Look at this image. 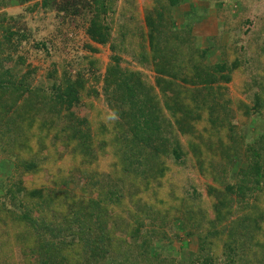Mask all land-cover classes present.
Wrapping results in <instances>:
<instances>
[{
	"label": "rangeland",
	"instance_id": "1",
	"mask_svg": "<svg viewBox=\"0 0 264 264\" xmlns=\"http://www.w3.org/2000/svg\"><path fill=\"white\" fill-rule=\"evenodd\" d=\"M38 227L69 264L153 231L161 264H264V0H0V264L48 261Z\"/></svg>",
	"mask_w": 264,
	"mask_h": 264
},
{
	"label": "trees",
	"instance_id": "2",
	"mask_svg": "<svg viewBox=\"0 0 264 264\" xmlns=\"http://www.w3.org/2000/svg\"><path fill=\"white\" fill-rule=\"evenodd\" d=\"M59 101L64 102V98L63 97H59ZM9 125H11L10 122H9ZM14 132L15 131H13V129H12L10 131L9 135H11ZM19 136H20V134H19ZM127 136H128V133L125 132L124 136H118L117 137V141L115 142L116 143L115 145H117V147H118V149H119V151L121 153V158L123 159V161H125L124 163H126L124 165L126 167L125 168V172H129L130 174H134V175H139V174L147 175V174H149V173H146L147 172L146 170L145 171H143V170L140 171V165L146 166V164H142V163L135 164V163H133V160H132L134 158V156H135L134 154L136 153L137 147H140V145L142 146V144H140L141 139L139 141L138 140L139 137H137L138 139L134 138L135 140H131L130 141V139L127 138ZM81 138L83 140V141L81 140L82 141V147H83V149L86 150L87 147H88V142H89L90 137L82 136ZM124 139L127 142H129V144L124 143ZM142 151H143V149H142ZM177 158H178V160H180L181 156L177 155ZM134 165H137V167H135ZM29 168H34V166H31ZM151 175L152 174H150L149 176H151ZM239 189H242V187H240ZM116 198H117V194L114 193L113 200H115ZM113 214H114V212H112V213L108 212V214H107V210H104L103 216H105L106 220L105 221H101L100 220V222L101 223L103 222V223L106 224V222L109 221L110 224H111V220H113L111 218V216ZM20 220L25 222V223H27V224H32L33 226L32 225H30V226H32L33 228H36V223H34V220H32V218L30 216L26 217V220L28 222L25 221L23 216L20 217ZM141 221H142L141 218L137 221L138 228L140 226L139 222H141ZM38 228H41V227H38ZM106 232H107V229H106ZM148 233H149V236H150L148 241H146L144 239H143V241L140 240V238H142V236L139 237L138 240L136 241V243H137V245L139 247V251H140L138 256H137L138 258L136 257V259L132 260V258L130 256H128V255H133V252L127 246H126L127 249H125L123 251L122 250H118L120 248V246L117 247V244H118L117 239L116 240H112V242H116L115 243V246H116L115 248L117 250L115 251V255L117 257H120V258L125 257V259H126L125 261H128V263L131 262L130 264H161V262H160L161 260L158 261L159 259H156L158 256L151 255L150 249H151L152 242H154L155 239H156V241H160V240L162 241V237L159 236V234H157L155 231L148 232ZM38 234H37L38 236H36L35 238L36 239H40L43 242L42 247L45 248L47 246L45 251L50 253V255L48 256L49 257L48 261L44 262L43 264H69V261H66L67 259H63V258L60 260V262H57L56 260H52L51 254H52L53 250L55 249V243L51 242L52 240H50L47 237V235H50V232L46 233V231L43 228H41L38 231ZM105 235H106V233L104 232L103 233V237H102L103 239H105ZM136 243H135V245H136ZM208 246L210 248V252H209V255H210L211 251L213 250L212 248H213L214 244L213 243H209ZM238 250H239L238 253H239L240 258L242 260V264H255V261L253 259L251 260L250 256L249 257L246 256V254H249L247 252L248 249H242L241 248V249H238ZM234 252H235V250L232 249L230 251V254H233ZM105 257L107 258V260H109L107 255ZM203 264H214V262L206 260Z\"/></svg>",
	"mask_w": 264,
	"mask_h": 264
}]
</instances>
